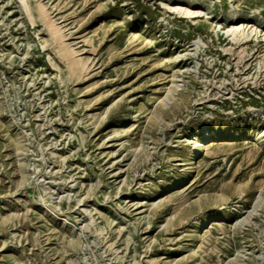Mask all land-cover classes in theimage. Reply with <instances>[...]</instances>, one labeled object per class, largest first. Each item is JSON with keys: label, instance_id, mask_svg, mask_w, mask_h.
Wrapping results in <instances>:
<instances>
[{"label": "rangeland", "instance_id": "obj_1", "mask_svg": "<svg viewBox=\"0 0 264 264\" xmlns=\"http://www.w3.org/2000/svg\"><path fill=\"white\" fill-rule=\"evenodd\" d=\"M0 264H264V0H0Z\"/></svg>", "mask_w": 264, "mask_h": 264}]
</instances>
